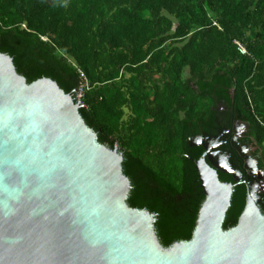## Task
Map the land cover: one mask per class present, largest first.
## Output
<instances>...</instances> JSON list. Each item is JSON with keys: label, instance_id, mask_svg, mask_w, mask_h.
I'll return each mask as SVG.
<instances>
[{"label": "trees", "instance_id": "obj_1", "mask_svg": "<svg viewBox=\"0 0 264 264\" xmlns=\"http://www.w3.org/2000/svg\"><path fill=\"white\" fill-rule=\"evenodd\" d=\"M0 52L28 84L52 79L77 104L85 74L80 114L122 156L127 204L154 216L164 248L193 238L204 143L242 175L219 171L234 185L224 230L238 224L251 179L235 122L248 125L241 142L264 172V0H0Z\"/></svg>", "mask_w": 264, "mask_h": 264}, {"label": "water", "instance_id": "obj_2", "mask_svg": "<svg viewBox=\"0 0 264 264\" xmlns=\"http://www.w3.org/2000/svg\"><path fill=\"white\" fill-rule=\"evenodd\" d=\"M76 98L49 78L28 84L0 52V264H264V214L246 180L245 210L224 230L234 185L219 171L242 175L214 162V145L196 161L206 200L193 238L166 249L154 216L127 204L123 158L99 143ZM232 145L263 177L249 148Z\"/></svg>", "mask_w": 264, "mask_h": 264}, {"label": "flooded vegetation", "instance_id": "obj_3", "mask_svg": "<svg viewBox=\"0 0 264 264\" xmlns=\"http://www.w3.org/2000/svg\"><path fill=\"white\" fill-rule=\"evenodd\" d=\"M238 122H235V124H234V128H233V138H232V140H231V143H232V141H233V139L234 138H237L238 139V141L242 144V145H245V144H243L242 142H241V140L245 137V134L246 133H244L245 131H244V128H245V126H239L238 124H240V122L237 124ZM215 145V147H213V149L214 148H216L217 146H218V144H214ZM246 146V145H245ZM248 147V146H247ZM250 150V149H249ZM212 156H213V160H214V162L215 163H220V162H225V164H227L228 166H229V164H228V161H229V159H230V155L229 154H227V153H224V152H222V151H219V149L218 150H216V151H213L212 153ZM252 156V155H251ZM252 158L253 159H255V160H257L255 157H253L252 156ZM258 161V160H257ZM259 162V161H258ZM230 167V166H229ZM247 172V178H248V180H250L251 179V185L253 186V187H256V197H257V201H260V199H258V195L259 194H264V176L263 177H259V175L258 174H256V175H252L250 172H248V171H246Z\"/></svg>", "mask_w": 264, "mask_h": 264}, {"label": "built area", "instance_id": "obj_4", "mask_svg": "<svg viewBox=\"0 0 264 264\" xmlns=\"http://www.w3.org/2000/svg\"><path fill=\"white\" fill-rule=\"evenodd\" d=\"M236 43L239 46V50L241 51V53L247 54L246 49L239 42H236ZM91 89H92V86L88 78L85 76L84 73H81V83H80L79 88L76 91V94L81 102L82 107L85 106L84 101H85L86 95Z\"/></svg>", "mask_w": 264, "mask_h": 264}, {"label": "rangeland", "instance_id": "obj_5", "mask_svg": "<svg viewBox=\"0 0 264 264\" xmlns=\"http://www.w3.org/2000/svg\"><path fill=\"white\" fill-rule=\"evenodd\" d=\"M239 126H241V127H242V126H245V128H244V131H245V132H244V133H247V131H248V125H247V124H245V123H240Z\"/></svg>", "mask_w": 264, "mask_h": 264}]
</instances>
